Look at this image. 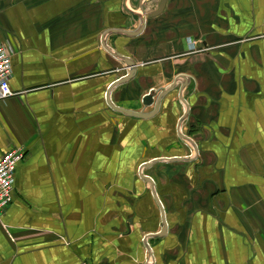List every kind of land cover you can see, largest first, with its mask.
I'll return each instance as SVG.
<instances>
[{"label":"crops","instance_id":"1","mask_svg":"<svg viewBox=\"0 0 264 264\" xmlns=\"http://www.w3.org/2000/svg\"><path fill=\"white\" fill-rule=\"evenodd\" d=\"M160 3L0 0V264H264V0Z\"/></svg>","mask_w":264,"mask_h":264},{"label":"built area","instance_id":"2","mask_svg":"<svg viewBox=\"0 0 264 264\" xmlns=\"http://www.w3.org/2000/svg\"><path fill=\"white\" fill-rule=\"evenodd\" d=\"M13 48L8 43H0V100L15 93L11 91L9 80L12 75L11 57ZM25 155L21 147L12 148L0 157V219L5 209L12 203L14 174L17 164Z\"/></svg>","mask_w":264,"mask_h":264},{"label":"water","instance_id":"3","mask_svg":"<svg viewBox=\"0 0 264 264\" xmlns=\"http://www.w3.org/2000/svg\"><path fill=\"white\" fill-rule=\"evenodd\" d=\"M164 3H165V0H161V3H160V5H159V9L157 10L156 14L159 13V12L162 10ZM142 24H143V22H142ZM109 51H111L112 53H114L115 55H117L120 59H122L123 62L126 64L127 68L130 69V70L127 72V74H126L125 76L121 77L120 79H118L116 82H114V83L112 84L111 88H113L114 86H117V85H119V84H122V83H124V82L130 80V79L134 76V73H133V72H134L135 64H134L133 62H131V60H129V58L124 57V56H120V55L116 54L115 52H113L111 49H109ZM107 95H108V94H107ZM154 95H155V92L153 91V92H151L150 94H148L147 96H145V98H143V103H144V104H151V103H152V100H153L152 98L154 97ZM107 98H108V96H107ZM109 101H110V100H109ZM110 103H111V102H110ZM111 105H113V104H111ZM113 107H115V106H113ZM115 109H117L118 111H120V112H122V113H126V114L128 113L126 110L121 109V108H116V107H115ZM128 114H132V113H128ZM183 137H184L185 139H187L188 141L192 142L189 138H187V137H185V136H183ZM192 143H193V142H192ZM149 164H150V163H149ZM149 164H143V166H142V168H141V170H140V173H141L142 178H144L146 181H148L149 183H151L152 185H154L152 179H151V178H148V176H146V175H144V174L142 173V170H143L144 168L148 167ZM153 193H154V195L157 197L155 190H153ZM157 201H158L157 204H159L160 201H159L158 199H157ZM159 205H160V207H161V204H159ZM162 221H165V220H164V217L162 218ZM165 223H166V222H165ZM146 243H147V242H146ZM146 245H147V244H146ZM148 250H150V248H149Z\"/></svg>","mask_w":264,"mask_h":264}]
</instances>
